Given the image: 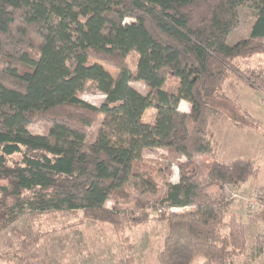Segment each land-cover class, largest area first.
<instances>
[{"label":"trees","instance_id":"16d2710c","mask_svg":"<svg viewBox=\"0 0 264 264\" xmlns=\"http://www.w3.org/2000/svg\"><path fill=\"white\" fill-rule=\"evenodd\" d=\"M244 5L256 18L250 34L231 44ZM254 56H264V0H0V231L15 211L81 210L120 230L127 220L152 218L151 208L169 228L161 264L198 256L201 264H232L245 250L246 230L235 215L226 220L224 195L207 188L243 185L260 167L251 158L214 159L204 183L181 172L162 192L135 163L157 148L188 160L215 155L205 139L209 113L258 129L247 111L241 119L215 104L230 77L264 91V66L242 64ZM88 90L105 94L101 105L80 97ZM182 100L189 123L178 122ZM150 107L157 109L151 123L142 120ZM37 121L47 134L31 132ZM257 133L264 137V129ZM129 186L152 197L140 202L139 216L122 207L134 198ZM256 238L264 244V233Z\"/></svg>","mask_w":264,"mask_h":264},{"label":"rangeland","instance_id":"374dc122","mask_svg":"<svg viewBox=\"0 0 264 264\" xmlns=\"http://www.w3.org/2000/svg\"><path fill=\"white\" fill-rule=\"evenodd\" d=\"M239 22L231 31L229 42L235 43L247 37L253 27L256 11L249 6L238 7ZM127 22L130 19L126 20ZM139 54L133 51L128 56L130 65L135 69ZM245 67L264 66V56H254L242 60ZM108 71L116 76L118 69L112 64H105ZM132 85L141 92H147L142 81H133ZM175 84L173 83L172 86ZM171 87V86H170ZM174 88V87H172ZM80 97L94 105H101L105 94L88 90L79 93ZM215 104L220 105L228 116L237 113L241 119L247 111L258 129H264V91L246 85L240 79L228 78L222 85ZM178 122L189 123L190 104L182 100L179 104ZM156 107L145 111L143 121L154 122ZM224 114V112H223ZM222 114V115H223ZM224 116V117H223ZM208 114V126L205 139L215 148V155L201 156L188 160L185 156L175 157L159 150L147 151L143 158L135 163V172L150 171L153 178L161 185L178 182L181 172L194 181L204 183L208 163L214 159L251 158L259 167L256 178L243 185L223 184L221 188L214 183L207 188L212 194L224 195L226 220L235 215L246 230V247L242 254L232 259V264H264V244L257 235L264 233V207L259 202L263 197L261 186L264 185V137L258 129L238 125L232 118ZM243 120V121H244ZM251 125V124H250ZM31 132L48 133V125L43 121L34 122ZM169 155V156H168ZM172 157V158H170ZM170 159V160H169ZM134 198L122 207L132 209L139 216V204L142 200H151L148 194L139 195L133 186L127 188ZM160 191V190H159ZM209 191V192H210ZM162 193L158 192L157 196ZM108 201L107 206L113 207ZM193 207L170 208L169 211H189ZM128 209V208H127ZM152 218L146 221L127 220L118 230L111 223L86 218L81 210L37 214L28 210L14 213L13 220L0 231L1 264H161L158 257L168 234V224L157 217V212L149 208ZM135 217V216H134ZM135 219V218H134ZM138 219V218H136ZM198 256L191 264H201Z\"/></svg>","mask_w":264,"mask_h":264},{"label":"crops","instance_id":"0c3cea01","mask_svg":"<svg viewBox=\"0 0 264 264\" xmlns=\"http://www.w3.org/2000/svg\"><path fill=\"white\" fill-rule=\"evenodd\" d=\"M154 150H159V151L163 152L165 155H166V152L168 154V150L167 149H159V148H157V149H154ZM0 248H1V244H0ZM0 264H1V262H0Z\"/></svg>","mask_w":264,"mask_h":264},{"label":"built area","instance_id":"2783aa9c","mask_svg":"<svg viewBox=\"0 0 264 264\" xmlns=\"http://www.w3.org/2000/svg\"><path fill=\"white\" fill-rule=\"evenodd\" d=\"M263 110H264V107H263Z\"/></svg>","mask_w":264,"mask_h":264}]
</instances>
